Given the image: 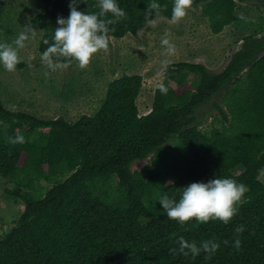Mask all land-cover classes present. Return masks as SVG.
Masks as SVG:
<instances>
[{"label": "trees", "instance_id": "16d2710c", "mask_svg": "<svg viewBox=\"0 0 264 264\" xmlns=\"http://www.w3.org/2000/svg\"><path fill=\"white\" fill-rule=\"evenodd\" d=\"M35 1L40 10L31 24L42 31L37 46L42 55L55 43L57 18L69 14V0ZM156 2L159 11L146 14L151 0H117L125 11L120 18L110 12L100 17L99 0H82L76 7L105 20L109 41L136 35L160 17L172 20L174 0ZM242 2L192 0L189 7H201L211 32L219 34L236 20ZM228 59L218 74L203 63L168 64L164 76L174 86L163 83L168 89L163 94L156 87L143 115L136 105L139 74L110 81L97 110L75 122L0 105V177L15 184L3 192L24 203L13 225L0 234V264H264L262 38L246 35ZM26 66L20 60L15 70ZM206 104L218 114L209 127L195 115ZM16 135H23L24 143L11 144L9 137ZM146 158L148 165L132 168ZM236 168L242 170L234 173ZM215 177L244 186L229 223L190 218L179 224L161 211L162 193L178 199L188 183ZM41 182L49 187L38 186ZM241 224L237 249L235 228ZM181 236L197 246L215 240L220 247L210 257L203 251L195 257L171 251Z\"/></svg>", "mask_w": 264, "mask_h": 264}, {"label": "rangeland", "instance_id": "374dc122", "mask_svg": "<svg viewBox=\"0 0 264 264\" xmlns=\"http://www.w3.org/2000/svg\"><path fill=\"white\" fill-rule=\"evenodd\" d=\"M39 10L35 0H0V43L16 47L13 41L24 28L28 36L24 47L18 49L20 60L27 66L12 72L0 66V105L45 120L62 116L69 122H75L83 114H93L105 96L108 83L122 75L142 76L136 105L140 115L148 113L156 85L174 86L164 76L168 64L187 61L203 63L210 71L221 69L242 38L258 30L262 23V17L252 6L238 3L236 20L219 34H213L201 7H189L178 22L160 17L136 35L110 38L108 48L93 53L84 68L78 63L65 65L54 61V67H49L37 50L42 31L31 24ZM164 38L175 46L174 52L169 53L167 46L161 44ZM195 115L199 122L204 120L205 127L218 119L210 104L199 107ZM148 164L146 158L134 162L132 168L141 169ZM241 170L236 168L234 173ZM259 178L264 184V171ZM39 185L49 187L44 182ZM14 187L11 180L0 177V224L4 225H0V234L7 232L24 208L20 199L3 192Z\"/></svg>", "mask_w": 264, "mask_h": 264}, {"label": "clouds", "instance_id": "9594fccd", "mask_svg": "<svg viewBox=\"0 0 264 264\" xmlns=\"http://www.w3.org/2000/svg\"><path fill=\"white\" fill-rule=\"evenodd\" d=\"M81 2L82 0H69V14L66 17L57 18L59 26L55 28L52 36L55 43L50 44L42 53V59L49 67H54L53 56H63L76 60L79 67L84 68L89 64L93 53L108 48L109 41L106 33L109 29L105 20L98 18L97 13L78 10L76 5ZM191 2L192 0H174L171 14L173 22H178L186 15V10ZM98 6L100 17L109 12L117 18L125 15L124 9L118 5L117 0H99ZM160 7L156 0H151L145 13H150L152 10L159 11ZM107 23H112V21L109 20ZM27 39V29L24 28L13 41L16 47L9 43H0V66L6 71L15 70L16 65L20 62L18 49L24 47V42ZM161 44L167 46L169 53L175 51V46L167 38L162 39ZM156 87L162 94L168 91L163 83H158ZM24 141L23 135L9 137L11 144H22ZM243 192L244 186L235 180L228 177H215L206 182L193 181L188 183L182 187L178 199L175 194L169 195L165 192L159 196L157 201L162 206L161 211L166 217L179 224H184L190 218H195L201 223H206L210 219H218L227 224L237 213V204L240 202ZM243 231L244 225L242 224L235 228L237 236L233 243L237 249L241 243L238 234ZM219 247V242L215 240H205L197 246L195 242H189L181 236L179 237L178 249L173 248L171 251H179L184 255H188L190 252L193 257L203 251L210 257Z\"/></svg>", "mask_w": 264, "mask_h": 264}, {"label": "flooded vegetation", "instance_id": "af4514ba", "mask_svg": "<svg viewBox=\"0 0 264 264\" xmlns=\"http://www.w3.org/2000/svg\"><path fill=\"white\" fill-rule=\"evenodd\" d=\"M242 3L244 5L252 6L262 17V23L260 28L258 30L253 31V33H256L257 37H261L262 41L264 42V0H245V2Z\"/></svg>", "mask_w": 264, "mask_h": 264}, {"label": "water", "instance_id": "95a60500", "mask_svg": "<svg viewBox=\"0 0 264 264\" xmlns=\"http://www.w3.org/2000/svg\"><path fill=\"white\" fill-rule=\"evenodd\" d=\"M228 61H229V59L226 60L224 66H223L221 69H218V70H216V71H215V70H214V71H213V70H212V71L209 70L210 73H215V74L220 73V72L224 69V67L226 66V64L228 63Z\"/></svg>", "mask_w": 264, "mask_h": 264}]
</instances>
